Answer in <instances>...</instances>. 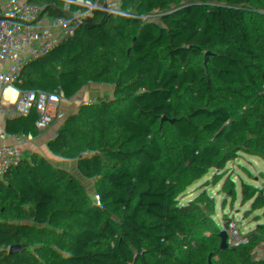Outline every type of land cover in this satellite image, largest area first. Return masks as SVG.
Masks as SVG:
<instances>
[{
    "label": "trees",
    "instance_id": "1",
    "mask_svg": "<svg viewBox=\"0 0 264 264\" xmlns=\"http://www.w3.org/2000/svg\"><path fill=\"white\" fill-rule=\"evenodd\" d=\"M100 7L116 96L113 64L90 83ZM80 97L82 138L117 149L56 141L0 187V221L72 216L16 264H264V0H0V116L63 132Z\"/></svg>",
    "mask_w": 264,
    "mask_h": 264
},
{
    "label": "built area",
    "instance_id": "2",
    "mask_svg": "<svg viewBox=\"0 0 264 264\" xmlns=\"http://www.w3.org/2000/svg\"><path fill=\"white\" fill-rule=\"evenodd\" d=\"M101 80L102 74H98L90 83L98 85ZM68 100V98L63 100L62 107L67 104ZM84 102L85 98L82 97L80 100L81 107ZM0 123L15 126L22 131V144L14 147L8 146L5 143V135L0 134V187L7 184L23 169L32 166L35 159L56 141L87 148H100L102 151H106L111 146L99 145L90 140L83 139L80 130L59 132L58 130L52 131L42 127L31 129L21 124L16 125L10 118L2 116H0ZM256 171L263 173V170L258 167H256ZM22 230L23 228L20 225L0 221V260H5L16 250L22 251L24 249L26 243L19 237ZM55 231V228H51L50 230L41 229L38 235Z\"/></svg>",
    "mask_w": 264,
    "mask_h": 264
},
{
    "label": "rangeland",
    "instance_id": "3",
    "mask_svg": "<svg viewBox=\"0 0 264 264\" xmlns=\"http://www.w3.org/2000/svg\"><path fill=\"white\" fill-rule=\"evenodd\" d=\"M93 21H94V27H95V32H96V38H97L99 46L101 48V55H102L103 59L108 62V65L113 64L112 72H114L116 75H118L117 77L120 78V76L122 74V70H123L122 68H123L124 62L126 60V57L122 53H119V57L116 55V62L114 63L113 58H110L111 56H109V51H107L109 49L108 41H107V31H106L105 22L103 20V17L101 16L100 12L97 11V13L94 16V20ZM152 49L156 50V51H162L163 50V51H166V52H171V50L165 49V48H162V47H159V46L152 47ZM86 53H87V48L76 49V50H74L73 52H71L69 54V57L74 62L81 55L86 54ZM104 67H103V70H104ZM118 83H119V81H118V78H117V82L115 84H118ZM117 94H118L117 90H114L113 95L116 96ZM81 98L82 97H80L78 99L79 104H80ZM78 102L73 101L72 104L70 105V107L68 108V110L65 113L64 123H65L66 129L68 131L75 130L77 128V125H76V122H75V114H76V112L78 110L77 109ZM116 149L117 148H116L115 145H111L109 148L106 149V151L107 152H114V151H116ZM53 221H55L54 225L61 226L60 224H58V222H57L58 220H53ZM65 225H68V224H65ZM37 228H39V227H37ZM24 232H22V234ZM28 232H30V231H28ZM35 232L37 234L39 233V231L36 229V227H35ZM22 234H20V236H19L20 238H21ZM27 241H30V239H28Z\"/></svg>",
    "mask_w": 264,
    "mask_h": 264
},
{
    "label": "crops",
    "instance_id": "4",
    "mask_svg": "<svg viewBox=\"0 0 264 264\" xmlns=\"http://www.w3.org/2000/svg\"><path fill=\"white\" fill-rule=\"evenodd\" d=\"M98 12L101 13V16H102V7L99 8ZM97 13V12H96ZM109 51V49L107 50ZM108 53V52H107ZM119 53H122L121 51H116L115 52V55L112 53V52H109V56H111L110 58H113L114 60V63L116 62V55L119 57ZM103 59V58H102ZM103 64H102V74H103V79L102 81H105V82H108L109 80V66L108 65V62L105 61L104 59L102 60ZM105 66V67H104ZM103 67H104V70H103ZM118 75L115 74V83L117 82V78H118V81L119 83L118 84H115L113 85V92L114 90H117V93H119L120 89H121V77H117ZM78 99H76L75 101L77 102ZM80 104L78 102V107H77V112L75 114V122H76V125H77V128L75 130H77L79 127H78V122H77V114L79 113V110H80ZM64 117H65V114L62 118L63 120V124H64V129L63 132H67L68 130L66 129V125L64 123ZM53 220H58V224H60L61 226H64L65 224H70L72 222V216L70 217V215H66V214H59V213H49V214H46L42 220L34 227L30 228V229H24L22 230V232H24L21 236V240L24 241L27 244L29 243H33V242H36L37 239L39 238V235L35 232V227L36 229L39 231L41 229H45V230H50L51 228H56L58 227L59 225H54V222ZM71 225V224H70ZM39 227V228H37ZM30 231V232H28ZM28 239H30V241H27ZM21 251H15L14 253H12L8 258H6L5 260L1 261L0 264H16L17 262V259L20 255Z\"/></svg>",
    "mask_w": 264,
    "mask_h": 264
},
{
    "label": "water",
    "instance_id": "5",
    "mask_svg": "<svg viewBox=\"0 0 264 264\" xmlns=\"http://www.w3.org/2000/svg\"><path fill=\"white\" fill-rule=\"evenodd\" d=\"M64 116V115H63ZM62 116V117H63ZM64 135H65V133H64ZM167 186H168V184H165V186H164V189L166 190L167 189ZM124 251H127L125 248H122L121 249V252H124ZM134 251H130V253H133Z\"/></svg>",
    "mask_w": 264,
    "mask_h": 264
}]
</instances>
